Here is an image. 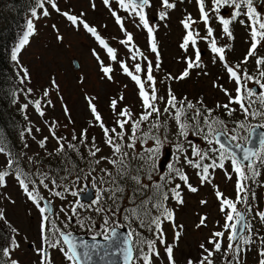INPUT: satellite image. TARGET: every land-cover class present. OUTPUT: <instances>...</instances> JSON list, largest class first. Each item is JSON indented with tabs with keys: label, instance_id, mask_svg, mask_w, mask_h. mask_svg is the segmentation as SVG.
Here are the masks:
<instances>
[{
	"label": "snow or ice",
	"instance_id": "obj_1",
	"mask_svg": "<svg viewBox=\"0 0 264 264\" xmlns=\"http://www.w3.org/2000/svg\"><path fill=\"white\" fill-rule=\"evenodd\" d=\"M111 2L112 0H103L124 33V38L120 39L119 43L127 49L129 60L135 62L134 68L130 67L127 61L119 58L117 50L110 47L98 34L97 28L84 19L83 12L79 16L73 15L67 11L62 12L56 0H36L31 10V17L33 19H39V16L48 17L50 11L45 6L48 5L52 10L60 13L74 28L82 27L94 37L101 50L106 52L108 59L118 64L122 73L133 82L141 111L134 113L127 105L121 107L125 96L120 94L110 100V109L117 118L114 120V126L109 127L93 102L95 98L86 97L89 111L95 121V124L90 121V126H98L103 132V142L110 150L108 156L101 154L103 149L97 145L95 137H92L91 141L88 140L87 128L82 129L79 136L73 130L71 140H67L64 136L56 135L58 121H52L48 127L49 136L56 141L54 153L66 158L63 168L66 175L59 178H53L49 171H41L39 168L26 172L19 166L18 157L7 148L5 142L0 141V154L7 157L3 165H0L4 169L0 170V188L6 187V177L14 176L27 199L39 211L41 246L34 249L39 256L38 264H52L49 249L61 252L68 264H93L94 260L102 261L104 264H116L117 260L122 264H158L161 260H166L167 264H176L173 245L178 246L183 225L175 223V209L170 208L168 202L174 200L178 205H183L184 199L180 190L181 184L177 183L174 187L168 185L178 178L184 182L188 191L192 193L198 191L197 187H193L188 182L189 177L183 171V164L198 170L197 176L201 185L211 184L214 172L218 169L223 170L228 179L232 178V174L236 176V198L233 200L218 189L215 191L220 202V211L224 216V222L220 225L221 230L210 233L207 242L199 245L201 252L198 258L196 260L189 258L186 264H214L213 257L222 251L225 239L227 240V248L224 250L226 264H240L241 253L246 251L244 245L252 242L250 239L252 225L248 215L253 212V208L249 203V194L251 193V199L254 200L255 193L248 182L254 183L256 177L261 174L260 168L264 166V132L259 133L258 146H253L255 144L253 137L259 129H264V123L251 126L245 123L248 119L264 120V83L261 82L264 80V56L257 54L264 41V13L257 9L255 0H210L208 10L205 7V0H196L200 22L205 25L206 34L201 36L199 31L193 28L197 21L190 15L181 21L185 35L180 47L187 52L191 46L194 58L187 57L186 68L178 76L168 74L167 79L183 80L189 77L193 69H201L203 65L197 43L198 40L206 41L213 53V63L219 62L229 80L236 85L233 94L222 85L213 83V87L219 88L228 97L227 103H217L215 107L223 109L228 117H231L238 107L244 117L242 121H233L236 127L229 129L225 120L214 116V109L208 108L203 100H198L194 104L187 97L177 98L170 86L167 87L165 95L159 94L154 72L161 68L160 52L155 41L154 26L149 23L146 12L147 8L152 7L151 0H115V2L134 22L138 18V27L147 31L150 51L155 55V64L135 45L133 34L127 31L123 18L111 9ZM160 4L165 10L159 12L158 18L165 20L168 16L166 10L174 9L176 5L170 0H160ZM36 7L40 9L39 16ZM91 7L94 9L95 4L92 3ZM226 8L231 9L229 18H225L222 14V9ZM213 15L221 25V38L234 39L230 29V25L234 22L249 30L250 47L242 60L235 65L230 64L227 59L231 45H219L217 42L214 29L209 23ZM33 19L27 21L26 30L11 50V60L17 63L18 73L23 74L21 83L30 79V73L19 62V57L22 49L29 45V37L34 35ZM55 27L53 25L54 29ZM57 40L62 41L63 37L58 35ZM92 55L100 65L102 78L112 82L113 67L105 64L95 48L92 49ZM139 61L146 62V67H142ZM250 61L254 62L255 73L259 78L256 74L250 73L246 67ZM241 65L245 67L242 68ZM249 81L258 84L262 91L257 92L255 88L247 87L246 83ZM50 86L59 89V84L54 78L50 81ZM44 96H49L48 90L44 91ZM48 105L54 106L51 100L48 101ZM35 110L41 117L45 115L38 101L35 102ZM63 111L69 123H73L67 105H63ZM170 121L174 124V140H169ZM239 129H246L247 135L240 136ZM27 131L31 134L32 129ZM35 131L39 132L40 129L36 128ZM49 136L37 142L41 149H46ZM190 136L203 140L208 147L202 149L190 139ZM166 145H171L174 159L167 165V175L160 173L154 181L153 175L158 167H163L162 164L158 165L157 161L163 155L162 150ZM81 146L87 149L86 157L80 151ZM27 147L28 144L25 143L24 148ZM189 149L191 156L188 155ZM69 151L87 160V170L75 164ZM46 154L53 155V153ZM29 162L38 163L32 157H29ZM226 162L231 166V173L226 168ZM178 164L181 167H177ZM73 171L76 175L69 179ZM145 180L148 183H145ZM64 181H68L73 187H69ZM81 181L91 183H86L76 190L75 185ZM126 184L134 186L129 197L131 207L121 209L115 205L123 198ZM41 188L61 200L66 199L65 193H70L76 198L69 202L71 207L60 208L65 218L63 228L56 224L58 214L49 212L52 201L41 195ZM146 191L150 194L145 195ZM107 201H111L113 206H109ZM200 203L206 204L207 201L201 200ZM238 205L243 206L244 211L239 210ZM82 212L93 213L101 217L102 222L98 226L91 215H81ZM120 216L127 224L120 223L118 219ZM255 216L264 222V211L255 212ZM207 219L206 216H202L195 227L198 229L206 227ZM0 221H4L11 232L16 234L9 237L7 246L0 245V264H19V261L13 258V253L21 247L17 239L18 229L10 226L2 210H0ZM74 222L81 230L91 234L90 239L78 237L69 230ZM165 222L173 228L172 243L167 242ZM132 223H138V227L146 229L153 238L143 237L134 229L127 231L126 234L118 231L119 228L127 227ZM206 244L212 247L209 248ZM261 244L264 245V238H261ZM260 254L264 256V248L261 249ZM260 264H264V260H261Z\"/></svg>",
	"mask_w": 264,
	"mask_h": 264
},
{
	"label": "rangeland",
	"instance_id": "obj_2",
	"mask_svg": "<svg viewBox=\"0 0 264 264\" xmlns=\"http://www.w3.org/2000/svg\"><path fill=\"white\" fill-rule=\"evenodd\" d=\"M56 2L62 12L67 11L77 16L81 12L85 13L84 19L91 26L97 28L98 34L110 47L117 50L120 59L127 61L130 67L134 68L135 62L129 60L127 49L119 43V40L124 38V33L117 25L115 18L111 15L109 7L105 6L103 0H56ZM170 2L175 3L176 6L174 9L166 10L168 16L165 20L158 18L159 12L165 10L161 7L160 0H151L152 7L146 9L149 23L154 26L155 41L160 52L161 68L159 71L154 72L159 94L165 95L167 87L170 86L177 98L182 99L187 97L194 104L198 100H203L208 108L214 109V116L223 120L228 119L223 109L215 107L217 103H227L228 97L219 88L213 87V83L222 85L233 94L236 85L229 80L226 71L219 62L213 63V53L210 51L206 41L198 40L197 43L203 65L201 69H193L189 77L183 80L167 79L168 74L178 76L186 68L185 60L187 57L194 58V51L191 46L187 52L180 47L182 38L185 35V29L181 21L190 15L193 20L197 21L193 25V28L199 31L201 36L206 34L205 25L200 22V13L196 0H170ZM34 3H36V0H34ZM92 3L95 4L94 9L91 7ZM255 4L257 9L264 13V0H255ZM45 6L50 11L48 17L39 16L40 9L38 7L36 9L39 19H33L30 15L29 19H33L34 35L29 37V45H26L22 49V54L19 57V62L30 73V79L25 81V87L28 88L30 96L33 95L32 98H36V100H31V98L27 99L23 95V97H20L19 105L22 109H20V115L22 118H26L28 124L20 133V143L17 144L15 149L16 154L13 153V149H8L18 157L19 166L26 172H32L36 168H39L41 171H49L53 178H59L65 176L66 173L63 169H59L56 166V164H60L62 155L58 156L54 153L56 141L49 136L48 127L52 121H58L55 129L56 134L66 137L67 140H71L73 130L79 136L81 130L87 128L88 140L91 141V138L95 137L97 145L103 149L101 154L108 156L110 155V150L103 142V132L98 126H90L89 122L91 121L95 124V121L92 119L89 111L86 97L95 98L93 102L96 104L98 111L102 114L104 121L109 127L114 126V120L117 118L110 109L111 99L123 94L125 100L121 102V107L127 105L134 113L140 112L141 107L133 82L122 73L118 64L108 59L106 52L101 50L95 38L83 30L82 27L80 29L74 28L60 13L52 10L48 5ZM205 7L206 10L209 9L210 0H205ZM111 9L115 10L123 18L127 31L133 34L135 45L155 64V55L150 51L147 31L142 27H138V18L134 22L128 13L119 8L115 0L111 2ZM230 12L231 9H222V14L225 18L230 17ZM2 13L4 16H7L6 20L4 17L2 18L8 22L9 9L5 8V10L1 11ZM155 18L156 20H154ZM209 23L214 29L218 44L231 45V50L227 52L228 62L232 65L239 63L250 47L249 30L238 22H234L230 25L234 39L228 40L226 37L221 38V25L214 15ZM53 25L56 26L55 29ZM56 29L59 31L57 32ZM58 35L63 37L62 41L57 40ZM94 48L100 53L105 64L113 67L114 80L112 82L106 78H102L103 73L100 71V65L92 55V49ZM257 54L264 56V41H262ZM75 61L78 63V68L75 67ZM139 62H141L142 67H146V62ZM15 65L17 67L16 62ZM241 67L243 68L245 66L241 65ZM246 67L250 73L256 74L254 62L250 61ZM256 75L259 78L258 74ZM53 78L59 84L58 90L50 86V81ZM261 82L264 83V80ZM253 85L258 84L254 81L246 83L247 87H253ZM45 90L49 91L48 97L44 96ZM59 97L63 99L61 100ZM49 100L52 101L53 107L48 105ZM37 101L40 102L42 110L45 112L43 117L35 110V102ZM25 105H28V107H25ZM63 105H67L70 110V119L73 123H69V119L65 116ZM232 107L237 106L232 105ZM231 117L234 121H242L244 119L238 107L237 111ZM259 120L255 119L254 123L259 124ZM225 122L229 129L236 127L234 123L231 125L226 120ZM245 123L250 126L255 125L251 123V119H248ZM169 124V140H174V124L171 121ZM36 128H39L40 131H35ZM28 129H32L31 134L28 133ZM239 135H247V130L239 129ZM45 136H49V140L47 141L46 149H41L37 142ZM190 139L194 140L202 149L208 147L203 140L191 136ZM25 143L28 144L27 148H24ZM73 143H78V141H73ZM80 151L85 157L87 156V149L85 147L81 146ZM162 152L163 155L157 161V164L160 165L163 158L169 153L168 160L165 163L164 169L158 167L157 172L153 175L154 181L160 173L167 175V165L174 159L171 145H166ZM46 153H53V155L49 156ZM188 155L191 156L190 149ZM29 157H32L38 163H30ZM6 158L4 154H0V165H3ZM75 161H83V169L87 170L88 162L86 159L78 158ZM176 166L181 167L179 164ZM226 168L231 173V166L227 162ZM0 170L4 169L0 167ZM183 171L189 177L188 182L193 187H197L198 191L195 193L188 191L187 187L184 186V182L178 178L172 184L168 185V187H174L177 183L181 184L180 190L184 199L183 205H178L174 200L168 202V206L175 209V223L177 225H183L178 246L173 245L176 264H186L189 258L196 260L201 252L199 245L207 242L210 233L221 230L220 225L224 222V216L220 211V202L217 199L215 191L218 189L226 197L233 200L236 198L235 174H232V178L228 179L224 171L218 169L214 172V179L211 184L201 185L200 179L197 176V169L183 164ZM260 173L254 183L251 181L248 182L249 187L255 193L254 200L251 199V193L249 194V203H251L253 208V212L248 215V219L252 225L250 235L252 242L244 245L246 251L241 253L240 264H260V261L264 260V256L260 254L261 249L264 248V245L261 244V238H264V222H261L255 216V212L264 211V166L260 168ZM75 175L76 172L73 171L69 179H72ZM144 182L148 183L147 180ZM64 183L68 184V181H64ZM86 183L90 184L91 182H79L75 185L76 190L82 188ZM68 186L73 187L71 184H68ZM132 187L134 186L131 184L125 185L123 198L115 206L119 207L126 201V195L132 194ZM40 193L52 201V213L58 214L56 224L63 228L65 218L64 214L60 212V208L62 206L71 207L69 202L74 201L76 198L72 197L70 193H65L66 199L61 200L52 196L43 188L40 189ZM145 194L149 195L147 191ZM201 200L207 201V203L201 204ZM107 204L113 206L111 201H107ZM238 209L244 211V207L241 205H238ZM0 210L5 213L10 226L18 229L17 239L21 247L13 253V258L17 259L19 264H38L39 256L35 253L34 249L41 246L39 230L40 213L35 205L27 199L12 175L6 177V187L0 188ZM81 215H91L96 220L98 226L102 222L101 217L95 216L93 213L82 212ZM202 216L208 218L206 227L198 229L195 225L199 223ZM121 218L122 216L118 217L119 220ZM125 223L127 224V222ZM132 224L135 226V223ZM69 230L76 233V235H91L86 230H81L76 226L75 222L70 226ZM140 230L143 237L148 239L153 238L152 234L146 229L140 228ZM164 230L167 242L172 243L174 236L172 226L165 222ZM12 235L16 234L11 232L10 236ZM206 246L209 248L212 247L207 244ZM226 248L227 240L225 239L222 251L216 253L213 257L214 264H226L224 258V250ZM49 253L52 264H68L63 254L58 250L49 249ZM158 264H167V261L161 260Z\"/></svg>",
	"mask_w": 264,
	"mask_h": 264
},
{
	"label": "trees",
	"instance_id": "obj_3",
	"mask_svg": "<svg viewBox=\"0 0 264 264\" xmlns=\"http://www.w3.org/2000/svg\"><path fill=\"white\" fill-rule=\"evenodd\" d=\"M34 6V0H0V141L5 142L7 148L13 149L14 154H16L17 144L20 143V133L28 124L26 118H22L20 115V97L23 95L25 98H31L34 101L36 98H32L33 95L30 96L28 88L25 87V82L21 83L22 73H18L15 62L11 60V50L26 30V23ZM5 8L9 9L8 22L5 21L7 16L1 14ZM224 120L231 125L234 121L232 117ZM69 155L75 164L83 168V161H75V159L80 158L79 155L71 151H69ZM65 160L66 158L62 156L60 164H56V166L63 169ZM69 166L71 167V165ZM131 195H126V201L119 206L121 209H125L127 206L128 208L131 207L129 202ZM120 220L121 224H126L122 218ZM128 226L131 230L134 229L141 233L138 223H135V226L133 224ZM10 233V227L4 221H0V245L7 246Z\"/></svg>",
	"mask_w": 264,
	"mask_h": 264
},
{
	"label": "water",
	"instance_id": "obj_4",
	"mask_svg": "<svg viewBox=\"0 0 264 264\" xmlns=\"http://www.w3.org/2000/svg\"><path fill=\"white\" fill-rule=\"evenodd\" d=\"M75 66L78 68L77 61H75ZM253 88H255L256 91L259 90V88L257 86H253ZM260 132H264V129H259L257 131V133L254 135L253 140L255 141V144L253 146H258V143H259L258 136H259ZM168 156H169V153L167 154L166 157L163 158L162 162L160 163V165L161 164L163 165V167H160L161 169H164L165 163L168 160ZM49 212H52V206L51 205L49 206ZM118 231L126 234V232L129 231V228L128 227H122V228H119ZM77 236L83 237L84 239H90L89 236H79V235H77ZM93 264H104V262L99 261V260H94ZM116 264H122V262L120 260H117Z\"/></svg>",
	"mask_w": 264,
	"mask_h": 264
}]
</instances>
